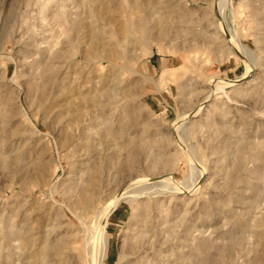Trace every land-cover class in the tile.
Instances as JSON below:
<instances>
[{"label":"rangeland","instance_id":"rangeland-1","mask_svg":"<svg viewBox=\"0 0 264 264\" xmlns=\"http://www.w3.org/2000/svg\"><path fill=\"white\" fill-rule=\"evenodd\" d=\"M219 5L0 0V264H87L106 206L101 264H264V0ZM158 21L166 35L143 42ZM48 63L59 90L40 106ZM219 81L231 100L216 92L183 120ZM191 165L196 192L157 185ZM139 184L157 188L123 199Z\"/></svg>","mask_w":264,"mask_h":264},{"label":"bare ground","instance_id":"bare-ground-1","mask_svg":"<svg viewBox=\"0 0 264 264\" xmlns=\"http://www.w3.org/2000/svg\"><path fill=\"white\" fill-rule=\"evenodd\" d=\"M223 2H224V0H220V8H221V5H223ZM138 5V4H137ZM149 6V5H148ZM132 8V7H131ZM130 8V9H131ZM134 8H135V6H134ZM146 10V9H145ZM132 12H133V10H132ZM131 12V13H132ZM134 15V14H133ZM135 17H137V16H135ZM141 17H144V16H141ZM87 19V18H86ZM89 19V18H88ZM135 19V18H134ZM146 19V18H145ZM141 20V19H140ZM158 20V19H157ZM161 21V20H160ZM137 22H140V21H137ZM159 22V21H158ZM160 23V22H159ZM158 23V25L160 26L161 25V23L159 24ZM135 24V23H134ZM156 24V23H155ZM144 25V24H143ZM142 25V26H143ZM157 25V24H156ZM131 26H132V24H131ZM137 26H139V24H137ZM159 26H157V27H159ZM132 28V27H131ZM130 28V29H131ZM153 28V27H152ZM160 31H158V33H156V34H154V35H151V31H152V29L151 28H148L147 26H146V28L143 26V28H142V31L144 30V32H145V36H144V40H143V42H146L147 41V39H149V37H150V39L151 40H155L156 38H159V39H161L162 37H164V35H166V26L165 27H163V26H160ZM134 29H136V28H134ZM139 29H141V28H139ZM226 30V29H225ZM132 33V32H131ZM223 33V32H222ZM225 33H227V30H226V32ZM130 40V39H129ZM131 41V40H130ZM159 41V40H158ZM229 41V45L230 46H232L233 48H236V49H238V51L240 50V51H244L245 52V49L243 48V46L239 43V40L237 39V38H235V37H231V39H229L228 40ZM72 43V42H71ZM144 44V43H143ZM145 45H147V44H145ZM72 46H73V43H72ZM91 48V47H90ZM82 51V50H81ZM92 51V50H91ZM84 53V52H83ZM75 54V53H74ZM246 54H247V52H246ZM63 55V54H62ZM67 55V54H66ZM106 55V54H105ZM53 56V55H52ZM59 56V55H58ZM58 56H56V57H53V59L54 60H56V59H59L60 57H62V56H60V57H58ZM73 57H75V56H73ZM249 57V56H248ZM72 58V57H71ZM251 58V57H250ZM249 58V59H250ZM247 60H248V58H247ZM57 61V60H56ZM72 61V60H71ZM249 61H251V59L249 60ZM253 62H254V60H253ZM252 61L251 62H249V63H253ZM43 63V62H42ZM48 64H50V63H48ZM255 65V64H254ZM254 65H252V64H249V65H247V69H246V72L245 73H249V72H251L252 71V68L254 67ZM43 66V65H42ZM55 64H50V65H45L44 64V66L42 67V71L40 72V77H39V79L38 80H35L34 82H32L31 83V89L32 90H34L33 92H34V94L36 93V101L37 102H39V105L40 106H43V104L48 100L49 101V99L51 100L52 98V96H54V94L57 92V90H59V83H60V81H59V76H60V67L61 66H59V67H56L57 69H55ZM250 67V68H249ZM34 80V79H33ZM241 80H243V77H242V79ZM31 81V80H30ZM250 83V82H249ZM230 85H233L232 84V82H225V81H219V82H214L213 83V88H214V90L213 91H215V94H211V91H209L208 92V94L204 97V99L202 100V102L200 103V105L198 106V107H196V109L191 113V114H189V115H186V116H183V120H185L188 116H190V115H192V116H197V115H199V113L203 110V104H205L209 99H211L214 95H216V92H218V93H221V94H223V95H225L226 97H227V99L228 100H231V98H230V96L225 92V88L226 87H228V86H230ZM97 87V86H96ZM94 90V89H93ZM212 91V92H213ZM93 93V92H92ZM212 96H211V95ZM112 100V99H111ZM36 102V103H37ZM47 103V102H46ZM4 102H3V105H1L0 104V131H5L4 129L5 128H7L8 127V120H7V116H8V114H6V112H5V109H4ZM49 104V103H48ZM99 104V103H98ZM50 105V104H49ZM205 106V105H204ZM55 107V106H54ZM52 109V108H51ZM78 109V108H77ZM42 110V109H41ZM45 110V109H44ZM53 110V109H52ZM51 110V111H52ZM40 111V110H39ZM9 113V112H8ZM44 113V112H43ZM51 113V112H50ZM10 120V119H9ZM175 122L176 121H174V122H172L171 123V126H173L172 127V129L174 130V131H176L177 133H179L180 134V132L181 131H183V123L182 124H177V125H175ZM9 127H10V125H9ZM21 128V127H20ZM24 130V129H23ZM12 133H13V130L11 131ZM10 132V133H11ZM24 132H25V130H24ZM110 130H106V133H105V135L106 136H108V138L110 137ZM1 133V132H0ZM7 133V132H6ZM23 133V132H22ZM14 134H16V133H14ZM13 134V135H14ZM24 134V133H23ZM183 134V133H182ZM1 136V135H0ZM4 136V135H3ZM12 136V135H11ZM105 136V137H106ZM112 136V135H111ZM178 136H176V141H177V143L179 142L178 140H180V139H178L177 138ZM2 137H0V139H1ZM65 138V137H64ZM2 142V141H1ZM4 144V143H3ZM89 145V144H88ZM1 146V145H0ZM89 147L90 146H88V149H89ZM91 147H92V145H91ZM91 149V148H90ZM185 152H187V151H185ZM188 153V152H187ZM184 154V153H183ZM189 154V153H188ZM187 154V156H188V160H189V162H191V163H193V161H191V159H190V156ZM2 157H3V155H1ZM0 161H2V160H0ZM5 162V161H4ZM42 164V163H41ZM45 165V164H44ZM190 165V164H189ZM43 166V165H42ZM41 166V167H42ZM42 169V168H41ZM45 169H46V166H45ZM194 165H191V167H190V178H188L187 180H185V182L183 181V182H174L171 178H166V179H161V181L160 182H158L157 183V185H159L162 189H166L165 191H167V189H169L170 190V192L171 193H175V194H180V193H184V194H187V195H189V194H191V193H193V192H196V190H197V185H196V182L193 180V172H194ZM49 171V170H48ZM201 173V172H200ZM167 180H169V181H173V182H171V184H167ZM77 182V181H76ZM150 182V181H149ZM149 182H148V184H149ZM162 184V185H161ZM84 185V184H83ZM131 185H136V184H131ZM139 185H141V184H139ZM77 186V185H76ZM138 186V185H137ZM84 188V187H83ZM86 188V187H85ZM128 188V187H127ZM126 188V189H127ZM134 188V189H133ZM133 188H131L132 190H127V191H122V192H124L123 193V199H134V198H137V197H144V196H146V195H151L152 194V192H150L153 188H157V186L156 187H154V185L152 186V185H141V186H138L137 188H135V187H133ZM159 188V187H158ZM161 188H159V189H161ZM71 187H70V189H67V191H65V193L66 194H69V191H71ZM88 189V188H87ZM76 191V190H75ZM79 191H81V190H79ZM79 191H77V192H79ZM122 192H120L117 196H116V198L113 200V203L115 202H117V199H118V197L122 194ZM160 192V191H159ZM158 192V193H159ZM162 192H164V191H162ZM74 193V192H73ZM79 194H80V192H79ZM81 196H82V194H81ZM122 198V197H121ZM93 201V200H92ZM84 202V201H83ZM87 202H89V201H87ZM92 203V202H91ZM94 203V202H93ZM110 205H111V203H110ZM89 207H90V205H89ZM104 210H106V211H104ZM107 214H108V212H107V206L106 207H104L101 211H100V214H98L97 216H96V222L98 223V225H99V230L97 231V229H96V226L93 228V230L91 231L92 233L89 235V236H87V238H86V242H87V249H85V253H86V257H87V264H101L104 260H105V256L107 255V253L109 252L108 250H109V248H107L106 247V244H105V246L103 247V248H101V250H100V252H99V257L98 258H96V257H94V256H96V254H97V252H98V248H96V244L98 243V242H100L101 240H102V238H103V234H104V232H106V227H107V218H106V216H107ZM83 226H85V224L83 225ZM12 227V226H11ZM1 228V227H0ZM8 229V228H7ZM5 230H6V228H5ZM4 230V231H5ZM3 231V230H2ZM6 232H8V230H6ZM9 233H10V231H9ZM9 234H7V236H8ZM3 236V235H2ZM6 236V237H7ZM1 240V239H0ZM3 240H5V239H3ZM4 247H7L8 245H9V242H5L4 243ZM10 246V245H9ZM27 247V246H26ZM67 257V256H66ZM86 260V259H85ZM142 264H146L145 262L144 263H142Z\"/></svg>","mask_w":264,"mask_h":264}]
</instances>
